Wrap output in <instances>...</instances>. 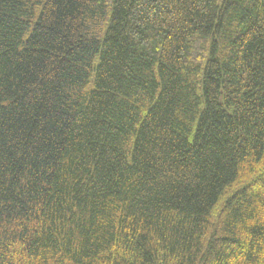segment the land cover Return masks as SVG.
Here are the masks:
<instances>
[{"label": "trees", "instance_id": "16d2710c", "mask_svg": "<svg viewBox=\"0 0 264 264\" xmlns=\"http://www.w3.org/2000/svg\"><path fill=\"white\" fill-rule=\"evenodd\" d=\"M0 264H264V0H0Z\"/></svg>", "mask_w": 264, "mask_h": 264}]
</instances>
